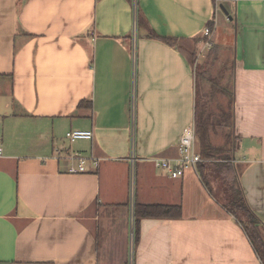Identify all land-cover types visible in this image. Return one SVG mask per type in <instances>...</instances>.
<instances>
[{
    "label": "crops",
    "instance_id": "crops-1",
    "mask_svg": "<svg viewBox=\"0 0 264 264\" xmlns=\"http://www.w3.org/2000/svg\"><path fill=\"white\" fill-rule=\"evenodd\" d=\"M217 1L228 15L213 0H136L175 47L138 28L136 2L0 0V264H125L135 181V202L182 217L141 220L134 264H262L213 184L216 196L197 170L173 179L153 161L177 159L194 126L185 46L212 22L234 46V159L264 223V0ZM73 129L94 138L71 144ZM56 150L99 168L71 174Z\"/></svg>",
    "mask_w": 264,
    "mask_h": 264
},
{
    "label": "trees",
    "instance_id": "trees-1",
    "mask_svg": "<svg viewBox=\"0 0 264 264\" xmlns=\"http://www.w3.org/2000/svg\"><path fill=\"white\" fill-rule=\"evenodd\" d=\"M131 5H135L136 0H127ZM215 5L220 6L217 0H213ZM218 3V4H217ZM137 4V26L138 28H147L148 36L163 41L170 46H179L180 40L175 38H167L160 36L153 28H151L140 12ZM209 29L213 30V23L208 24ZM196 44L199 42H208L207 37H197L193 40ZM191 46V45H190ZM191 65L197 61V52L193 47L191 50ZM195 72V71H194ZM196 77V74H195ZM197 85V82H196ZM233 104L235 105V92L232 93ZM206 105L200 95L196 96L195 106V131L198 143V152L201 162L197 165V172L201 181L207 190L215 195L212 182L220 179L225 199L220 201L224 209L231 214L235 220L241 225L247 235L255 253L264 264V223L260 217L250 206L245 191L240 182V171L235 159L231 156V150L215 146L210 139V128L212 120L209 113L206 112ZM223 119H221V122ZM233 130L235 127V110L232 114ZM234 132V131H233ZM230 143H234L232 153L236 152L238 146V137L229 134ZM220 157V158H218ZM211 161V163H207ZM216 196V195H215ZM135 242L138 240V226L141 220L152 219H180L182 217V205H164V204H142L135 203Z\"/></svg>",
    "mask_w": 264,
    "mask_h": 264
},
{
    "label": "rangeland",
    "instance_id": "rangeland-1",
    "mask_svg": "<svg viewBox=\"0 0 264 264\" xmlns=\"http://www.w3.org/2000/svg\"><path fill=\"white\" fill-rule=\"evenodd\" d=\"M220 14L221 16H224L222 10ZM228 33L230 35V32ZM224 35L220 42L219 36L217 35L215 37L212 32L209 37L212 47H210L211 45L209 46L204 42L197 43L198 49H196V52L198 59L192 66L196 74L195 78L197 82L198 94L200 95L201 99L204 100L207 108L206 112L209 113L212 120V125L210 128L211 142L215 146L224 148L225 151L230 149L231 156L235 157L236 152H234V154L232 153L234 143H230V139L228 137L229 134H234V130L232 128V114L235 108L232 99V93L234 90L233 85L235 66L234 46L232 42L227 43V45H223L225 42ZM195 44L196 43L193 41V43H190L191 46L189 44L186 46L184 45L186 47L185 52L189 55V57L191 56L192 48H196ZM221 119H223L222 122ZM207 163L209 164L211 161H208ZM212 184L220 199L224 200L225 195L223 193V189L221 188L223 186L221 180L218 179ZM135 186H133V184L130 186V213L127 219V232L125 237V253L127 260L125 264H134L135 261L136 227L134 212L131 213V201H133V195L136 194Z\"/></svg>",
    "mask_w": 264,
    "mask_h": 264
},
{
    "label": "built area",
    "instance_id": "built-area-1",
    "mask_svg": "<svg viewBox=\"0 0 264 264\" xmlns=\"http://www.w3.org/2000/svg\"><path fill=\"white\" fill-rule=\"evenodd\" d=\"M204 36L210 37L211 30L205 28ZM207 45H211L208 40ZM134 52V51H133ZM66 139L69 143L73 144L79 140H93L94 133L91 130L73 129L66 133ZM180 155L177 159H163L155 158L154 164L157 168L166 171L173 179H182L186 176L188 170H197V165L201 162L200 154L197 150V136L195 126H189L184 129L179 140ZM1 155V150H0ZM57 158H68L71 164L68 168V172L71 174H81L91 171L88 167L89 163H92L95 169L99 168L100 160L94 157H87L79 152H71L65 150H56ZM134 186V182H132ZM131 213L134 212L135 199L133 195V201H131Z\"/></svg>",
    "mask_w": 264,
    "mask_h": 264
},
{
    "label": "water",
    "instance_id": "water-1",
    "mask_svg": "<svg viewBox=\"0 0 264 264\" xmlns=\"http://www.w3.org/2000/svg\"><path fill=\"white\" fill-rule=\"evenodd\" d=\"M220 8H221V10H222L226 15L229 14L228 11H227V9H226L223 5H221Z\"/></svg>",
    "mask_w": 264,
    "mask_h": 264
}]
</instances>
